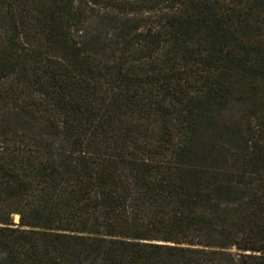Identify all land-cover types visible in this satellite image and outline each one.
<instances>
[{
	"label": "trees",
	"instance_id": "obj_1",
	"mask_svg": "<svg viewBox=\"0 0 264 264\" xmlns=\"http://www.w3.org/2000/svg\"><path fill=\"white\" fill-rule=\"evenodd\" d=\"M0 264H264V0H0Z\"/></svg>",
	"mask_w": 264,
	"mask_h": 264
},
{
	"label": "rangeland",
	"instance_id": "obj_2",
	"mask_svg": "<svg viewBox=\"0 0 264 264\" xmlns=\"http://www.w3.org/2000/svg\"><path fill=\"white\" fill-rule=\"evenodd\" d=\"M15 221L18 222L19 221V216H14Z\"/></svg>",
	"mask_w": 264,
	"mask_h": 264
},
{
	"label": "bare ground",
	"instance_id": "obj_3",
	"mask_svg": "<svg viewBox=\"0 0 264 264\" xmlns=\"http://www.w3.org/2000/svg\"><path fill=\"white\" fill-rule=\"evenodd\" d=\"M16 216H18V215H16Z\"/></svg>",
	"mask_w": 264,
	"mask_h": 264
}]
</instances>
